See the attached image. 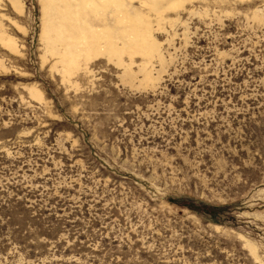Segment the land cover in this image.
I'll return each mask as SVG.
<instances>
[{
  "label": "rangeland",
  "instance_id": "rangeland-1",
  "mask_svg": "<svg viewBox=\"0 0 264 264\" xmlns=\"http://www.w3.org/2000/svg\"><path fill=\"white\" fill-rule=\"evenodd\" d=\"M0 0V264H264V0Z\"/></svg>",
  "mask_w": 264,
  "mask_h": 264
},
{
  "label": "bare ground",
  "instance_id": "bare-ground-1",
  "mask_svg": "<svg viewBox=\"0 0 264 264\" xmlns=\"http://www.w3.org/2000/svg\"><path fill=\"white\" fill-rule=\"evenodd\" d=\"M60 1H62V3H64V5H65V7L66 8H69V6L71 5V1L72 0H60ZM74 1H78V0H74ZM80 1H82V2H84V3H86V4H92V5H96L95 3H96V0H80Z\"/></svg>",
  "mask_w": 264,
  "mask_h": 264
}]
</instances>
